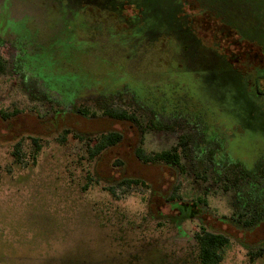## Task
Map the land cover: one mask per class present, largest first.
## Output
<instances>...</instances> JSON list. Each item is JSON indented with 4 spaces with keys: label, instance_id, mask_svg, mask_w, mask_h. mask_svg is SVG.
I'll list each match as a JSON object with an SVG mask.
<instances>
[{
    "label": "rangeland",
    "instance_id": "374dc122",
    "mask_svg": "<svg viewBox=\"0 0 264 264\" xmlns=\"http://www.w3.org/2000/svg\"><path fill=\"white\" fill-rule=\"evenodd\" d=\"M143 1L146 14L174 15L172 0ZM189 8L214 51L182 53L190 44L173 28L147 42L148 33L100 8L70 18L53 0H0V264H201L202 227L230 238L221 264H264L251 259L264 244V196L251 199L242 167H214L193 151L183 168L137 156L195 130L194 113L181 106L207 112L233 158L264 153V139L236 130L264 129V101L248 103L238 75L263 63L260 49L214 13ZM102 105L138 121L104 116ZM110 131L121 141L91 157L97 136ZM126 178L145 185H119Z\"/></svg>",
    "mask_w": 264,
    "mask_h": 264
},
{
    "label": "trees",
    "instance_id": "16d2710c",
    "mask_svg": "<svg viewBox=\"0 0 264 264\" xmlns=\"http://www.w3.org/2000/svg\"><path fill=\"white\" fill-rule=\"evenodd\" d=\"M111 1L53 0V6L64 9L67 14L71 15L70 18H75V15L81 13L83 9L90 11L95 8H100L104 11L112 12L124 27L135 28L136 26L144 33H148L147 42H155L162 35H171L173 29H177V31H180L178 36H180L181 43H185V38L186 42L190 44L189 46L186 44V48L182 53L188 52L189 47L193 45L205 53L214 51L212 49L215 48L204 44L203 40L193 28L194 13L189 7L190 4L194 3L201 13H214L217 19L240 37V41L255 44L260 49L263 63L257 66L254 65L251 71L241 69L238 75L242 81L243 90L246 92V94L244 92L246 101L249 103L250 98L251 100L264 101V0H172L174 15L169 16V20L166 19L167 21L163 20L161 15L156 14V12L147 11L146 14V10L144 9L146 5L143 0H117L118 2L113 0L115 1L113 5ZM212 2H216L222 7V10L210 6ZM128 7L133 9V12L126 16L125 11H127ZM162 29L164 30L162 31ZM215 52L219 56L225 57L230 64L232 63L225 54L220 53L217 49ZM232 65L235 64L233 63ZM6 67V62L0 59V74L6 71ZM176 109H178L177 112L191 117L194 113V119L197 120L195 126H193L195 130L184 133L179 137L177 144L167 150L146 153V151L139 148L137 150V156L143 162L165 163L183 168V156L187 155V151L204 154L214 167L221 165L225 167V170L242 167L240 180H249L248 183L251 186L249 194L251 199L259 200V197L264 196V153H261L256 160L233 158L224 143L226 139L224 134L219 131L218 133L216 129L210 130V124L207 119L209 115L207 112L203 113L201 110L198 112H190L182 106L176 107ZM101 110L104 116L113 119L138 121L136 114L126 109H116L112 105H102ZM82 112L85 113V110ZM221 114L217 115L219 121L225 122L227 119L221 116ZM177 116H179L178 113L176 114ZM236 130L240 131V139H264V129L256 130L252 127L238 126ZM250 130H254V132ZM233 135L234 137L232 138L231 136ZM237 137L238 135L236 133L230 135V139H236ZM121 139L122 134L118 131L101 133L97 136L95 144L89 148L90 156H98L106 148L118 144ZM230 165L232 166L229 167ZM140 184L145 185L143 181L136 178H126L119 183V185L128 186ZM195 216L196 213L192 215V218ZM195 237L199 246L198 256L200 263L221 264L224 259V250L230 243V238L223 233L208 231L204 227L196 233ZM260 257H264V244L255 251H251L252 260Z\"/></svg>",
    "mask_w": 264,
    "mask_h": 264
}]
</instances>
